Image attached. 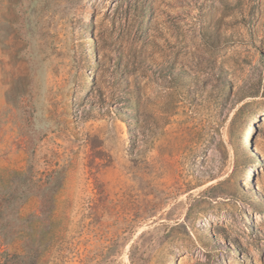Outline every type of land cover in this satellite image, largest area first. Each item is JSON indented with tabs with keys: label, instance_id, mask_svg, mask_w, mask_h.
Returning a JSON list of instances; mask_svg holds the SVG:
<instances>
[{
	"label": "rangeland",
	"instance_id": "rangeland-1",
	"mask_svg": "<svg viewBox=\"0 0 264 264\" xmlns=\"http://www.w3.org/2000/svg\"><path fill=\"white\" fill-rule=\"evenodd\" d=\"M0 264H264V0H0Z\"/></svg>",
	"mask_w": 264,
	"mask_h": 264
}]
</instances>
